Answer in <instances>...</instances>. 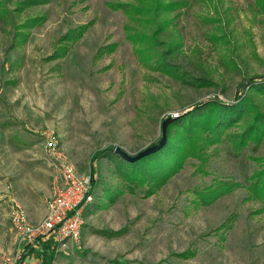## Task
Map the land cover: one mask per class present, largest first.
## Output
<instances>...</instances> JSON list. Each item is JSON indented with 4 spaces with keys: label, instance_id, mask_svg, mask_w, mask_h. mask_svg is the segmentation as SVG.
I'll return each mask as SVG.
<instances>
[{
    "label": "rangeland",
    "instance_id": "374dc122",
    "mask_svg": "<svg viewBox=\"0 0 264 264\" xmlns=\"http://www.w3.org/2000/svg\"><path fill=\"white\" fill-rule=\"evenodd\" d=\"M23 1L0 0V264L17 259L10 210L25 209L34 143L49 169L50 195V143L95 179L81 243L59 245L53 264H264V213L247 189L264 140L237 155L228 139L256 115L264 122V94L253 88L264 81V11L255 0H186L159 36L158 58L177 47L159 66L127 38V25L144 30L139 22L108 6L134 0H47L19 9ZM36 17L41 24L20 29ZM88 23L65 57L50 59L69 29ZM199 80L203 86L192 84ZM212 100L241 101L247 112L204 149V161L188 158L147 196V184L135 187L118 175L114 148L136 155L158 143L164 121ZM221 181L239 186L204 203L200 195ZM188 249L193 257L178 256ZM42 261L34 254L24 264Z\"/></svg>",
    "mask_w": 264,
    "mask_h": 264
},
{
    "label": "trees",
    "instance_id": "16d2710c",
    "mask_svg": "<svg viewBox=\"0 0 264 264\" xmlns=\"http://www.w3.org/2000/svg\"><path fill=\"white\" fill-rule=\"evenodd\" d=\"M46 2L47 0H24L20 3L19 9L44 4ZM255 3L258 8L264 11V0H255ZM187 4L188 2L186 0H134L130 3H108V6L114 10L125 11L132 21L139 22L144 30L137 29L138 26L136 25L133 27L132 25H127V38L134 46H137L136 52L139 55H152V58L157 61L156 64L159 66L160 64L166 63L164 57L167 54L173 53L177 48L174 44L170 45L167 51L159 55L158 58L157 48L162 45L159 36L165 33L166 26L171 24L169 16L176 10L187 6ZM42 21V17L30 18L20 29H28L41 24ZM89 25L90 23L69 29L60 39L65 44L58 47L50 59L55 60L65 57L70 49L69 45L78 41L84 35ZM26 36L27 34H24V37ZM167 70L171 71L170 69ZM201 80L203 83L209 82L205 79ZM201 80L195 81L192 84L203 86ZM253 81L254 79L251 82ZM253 88L257 92L264 94V81L256 84ZM249 101L247 98L243 100L245 104ZM243 102L239 101L233 105L212 100L206 104L196 105L189 112L176 118L170 117L172 121L167 127L166 145L161 150L135 162L125 161L120 157V161L116 164L118 167V175L128 183L134 184L135 187L147 184L148 189L145 192V196L151 194L154 187L160 186L168 178L181 170L188 158L196 157L204 161L202 156L204 149L207 146L219 143L221 141L220 137L224 132L239 124L245 116L247 107H245ZM248 109L250 112H253V115L257 114L254 113L257 111L255 106L251 108L249 106ZM228 139L231 140L235 154L237 155L250 142L258 146L264 140V122H260L258 115H256L254 120L244 126L240 133L229 135ZM107 152L108 150H102L95 156ZM254 161L256 162L257 170L249 178L247 189L249 190L250 198L260 202V209L257 212L264 213V157H256ZM91 179L94 191L95 179L92 176ZM237 186L239 185L221 181L218 182L217 187H210L200 197L204 203H209L221 194H227L232 191ZM129 188L131 191H135V189ZM97 232L105 236H120L123 231ZM58 247L59 243L55 233H50L40 238L35 246L28 245L25 247L21 252L20 258L14 264H24L26 259L32 257L34 254H37V257L43 260V264H53L58 255ZM178 256L188 259L194 256V252L188 249Z\"/></svg>",
    "mask_w": 264,
    "mask_h": 264
},
{
    "label": "built area",
    "instance_id": "2783aa9c",
    "mask_svg": "<svg viewBox=\"0 0 264 264\" xmlns=\"http://www.w3.org/2000/svg\"><path fill=\"white\" fill-rule=\"evenodd\" d=\"M46 151L53 156L55 169L53 194L47 201L44 218L32 221L19 205L10 210L18 245L16 260L25 247L35 246L40 238L50 233H55L62 246L68 241L81 243L83 211L94 200L92 179L81 174L72 162L58 152L54 144L46 146Z\"/></svg>",
    "mask_w": 264,
    "mask_h": 264
},
{
    "label": "crops",
    "instance_id": "0c3cea01",
    "mask_svg": "<svg viewBox=\"0 0 264 264\" xmlns=\"http://www.w3.org/2000/svg\"><path fill=\"white\" fill-rule=\"evenodd\" d=\"M26 142V141H25ZM19 148V143H15V149ZM29 151H31V158L29 161V169L26 174L29 178L23 183V195L25 202L23 207L28 213L29 218L32 221L41 220L47 212V199L50 195V179H49V169L44 165L43 151L40 145L35 143L29 146ZM26 171V172H27ZM22 195V196H23ZM52 194L49 196V198ZM48 198V199H49Z\"/></svg>",
    "mask_w": 264,
    "mask_h": 264
},
{
    "label": "water",
    "instance_id": "95a60500",
    "mask_svg": "<svg viewBox=\"0 0 264 264\" xmlns=\"http://www.w3.org/2000/svg\"><path fill=\"white\" fill-rule=\"evenodd\" d=\"M172 121L171 118L167 119L166 121L163 122L162 125V137L161 139L158 141V143L153 144L145 149H143L142 151H140L139 153H137L136 155H130L129 153L123 151L120 148H114V152L117 153L123 160L128 161V162H135L138 161L146 156H149L159 150H161L167 143V127L169 125V123Z\"/></svg>",
    "mask_w": 264,
    "mask_h": 264
}]
</instances>
